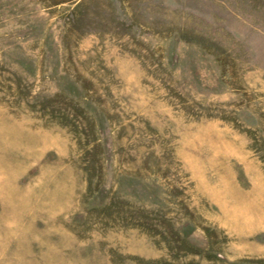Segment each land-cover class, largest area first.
<instances>
[{
  "label": "rangeland",
  "instance_id": "374dc122",
  "mask_svg": "<svg viewBox=\"0 0 264 264\" xmlns=\"http://www.w3.org/2000/svg\"><path fill=\"white\" fill-rule=\"evenodd\" d=\"M0 264H264V0H0Z\"/></svg>",
  "mask_w": 264,
  "mask_h": 264
}]
</instances>
